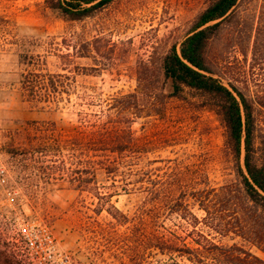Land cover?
Masks as SVG:
<instances>
[{
	"label": "rangeland",
	"instance_id": "rangeland-1",
	"mask_svg": "<svg viewBox=\"0 0 264 264\" xmlns=\"http://www.w3.org/2000/svg\"><path fill=\"white\" fill-rule=\"evenodd\" d=\"M209 3L114 0L91 18L70 22L57 18L45 0H0V235L5 237L4 247L14 251L23 264L26 255L19 230L26 221L34 222L37 230L47 226L57 250L69 258L70 264H192L180 255L169 257L155 251L142 260V237L138 230L131 234L129 226L116 228V236L108 235V224L115 221L105 211L94 213L98 201L75 191L60 178L62 158L55 151L52 158L37 154L35 161L39 163L29 155L11 152L15 147L20 149L17 154L22 153L47 132H55V140L62 141L64 134L75 130L87 114L104 108L107 99L109 109L112 98L137 92L138 74L156 75L149 91L165 88V83L157 80L161 59L192 33L196 18ZM263 5L264 0H247L238 12L239 23L224 27L208 49L215 77L224 84L236 85L255 101L264 96V62L258 66L253 59L255 30ZM29 73L74 77L69 99L64 95L66 101L48 107L25 102L22 77ZM198 106V100L189 96L184 102L171 99L164 109L161 107L160 114L149 116L145 109L133 122L132 130L143 152L136 170L146 180L162 182L170 171L183 175V185H189L190 176L197 173L204 176L202 182L208 178L212 188L236 180L235 162L225 152L223 124L214 111ZM256 108L257 149L263 158L264 109ZM30 122L40 125L29 126ZM46 122L56 123V128L44 125ZM49 160L55 165L45 175L38 168L50 164ZM110 184L99 176L101 188L108 189ZM145 202L146 195L133 193L116 196L111 204L132 217ZM189 204L197 218L205 217L192 201ZM243 208L232 205L229 215L233 224L235 212L244 219ZM162 225L166 237L175 244L192 249L197 247L194 240L206 244L205 264H215L212 258H216L206 240L223 247L237 246L264 261V247L254 246L249 235L219 236L203 224L193 232L176 214L163 220Z\"/></svg>",
	"mask_w": 264,
	"mask_h": 264
},
{
	"label": "trees",
	"instance_id": "trees-1",
	"mask_svg": "<svg viewBox=\"0 0 264 264\" xmlns=\"http://www.w3.org/2000/svg\"><path fill=\"white\" fill-rule=\"evenodd\" d=\"M113 1L45 0V5L57 18L80 22L93 17ZM246 2L210 0L208 7L196 18L192 29L194 34L183 41L181 55L174 47L161 59V74H157V80L163 81L165 88L155 93L149 91L154 83L152 78L156 75L138 74L137 92L112 98L109 109L107 99L104 108L95 114H87L75 130L64 134L62 141L55 140V132L43 133L42 140H35L39 143L30 142L20 154H17L20 149L13 147L12 155H29L35 161L37 154L52 158L55 151L62 158L58 168L60 178L68 181L75 191L89 194L98 201L94 213L101 215L105 211L115 221V224H108V235L112 233L116 236L115 231L119 226H129L130 233L139 231L142 237V260L155 251L169 257L180 255L192 264H205L203 254L207 251L206 244L194 240L197 247L192 249L186 244H175L166 237L162 222L174 214L187 221L193 232L197 231L198 225L203 224L219 236L232 233L249 235L248 240L254 246L264 247V195L254 186L264 192V157L258 155L259 134L255 117L256 106L264 109V96L255 101L239 87L229 83L237 93L238 101L223 80L215 77L216 70L208 57L211 42L221 34L223 28L229 23H239L238 12ZM260 15L253 44V59L258 66L264 62V5ZM217 20L221 21L197 32L202 26ZM187 63L209 75L200 73ZM77 75L97 77L101 74ZM22 79L25 102L47 107L69 99L71 82L74 81V77L68 74L29 73L24 74ZM64 95L67 99H64ZM188 96L198 100L199 109L214 111L226 130L225 152L234 160L237 175L230 185L212 188L208 178L205 177L206 182H202L204 176L198 173L190 176L189 185H183L180 179L183 175L178 172L171 174V171L167 172L162 182L153 178L146 180L140 170H136L143 152L141 141L132 130L133 122L143 115L145 109L149 116L158 115L168 100L184 102ZM147 98L151 100L149 104L145 102ZM158 103L163 109L158 107ZM28 125L37 126L40 123L30 122ZM44 125L56 128V123L46 122ZM243 144L244 164L249 178L240 164ZM47 162L50 164L38 168L45 175L55 165L53 160ZM99 176L105 182H111L108 189L99 186ZM102 189L108 192L103 193ZM133 193L146 195V202L134 216L111 204L114 197ZM189 201L205 213L203 219L194 215ZM232 205L245 207L244 219L241 220L237 216L238 212H235L234 224L230 218L233 216L229 215ZM4 241L5 237L0 235V264H23L14 251L4 247ZM206 241L216 256L212 258L215 264H264V261L237 246L223 247Z\"/></svg>",
	"mask_w": 264,
	"mask_h": 264
},
{
	"label": "built area",
	"instance_id": "built-area-1",
	"mask_svg": "<svg viewBox=\"0 0 264 264\" xmlns=\"http://www.w3.org/2000/svg\"><path fill=\"white\" fill-rule=\"evenodd\" d=\"M34 222L26 221L20 226L21 242L24 246L25 264H70L67 256L60 253L55 239L47 226L36 229Z\"/></svg>",
	"mask_w": 264,
	"mask_h": 264
},
{
	"label": "water",
	"instance_id": "water-1",
	"mask_svg": "<svg viewBox=\"0 0 264 264\" xmlns=\"http://www.w3.org/2000/svg\"><path fill=\"white\" fill-rule=\"evenodd\" d=\"M231 13V12H230ZM222 20V19H221ZM221 20H217V21H213V22H209L208 24H206V25H204V26H202L201 28H199L198 30H197V32L198 31H201V30H203V29H205V28H207V27H209V26H211V25H213V24H216V23H218V22H220ZM194 34V32H192V33H190L187 37H186V39L188 38V37H190V36H192ZM183 43V42H182ZM182 45V44H181ZM181 45L177 48V51H178V53L180 54V47H181ZM181 55V54H180ZM189 66H191V67H193L190 63H187ZM195 70H197V71H199L200 73H202V74H205V75H209L207 72H205V71H202V70H199L198 68H196V67H193ZM226 86H227V88L232 92V94L237 98V100L238 101H240V99H239V97H238V95H237V93L233 90V88L230 86V85H228V84H225ZM244 156H245V151H244V144L242 145V154H241V160H240V164H241V168H242V170H243V172H244V174L249 178V175H248V172H247V170H246V168H245V164H244ZM251 181V180H250ZM252 182V181H251ZM253 183V182H252ZM254 184V183H253ZM254 186H255V188L262 194V195H264V192L262 191V190H260L255 184H254Z\"/></svg>",
	"mask_w": 264,
	"mask_h": 264
}]
</instances>
